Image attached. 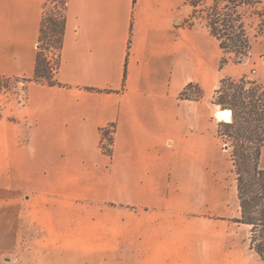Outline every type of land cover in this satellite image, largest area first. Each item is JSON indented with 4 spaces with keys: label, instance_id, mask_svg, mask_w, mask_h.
<instances>
[{
    "label": "crops",
    "instance_id": "1",
    "mask_svg": "<svg viewBox=\"0 0 264 264\" xmlns=\"http://www.w3.org/2000/svg\"><path fill=\"white\" fill-rule=\"evenodd\" d=\"M43 2L0 0V76L33 77ZM193 12L188 0H67L61 85L29 81L24 102L0 93V264H264L236 222L211 103L250 66L264 82V35L220 66L227 54ZM188 83L199 100L180 98Z\"/></svg>",
    "mask_w": 264,
    "mask_h": 264
},
{
    "label": "trees",
    "instance_id": "2",
    "mask_svg": "<svg viewBox=\"0 0 264 264\" xmlns=\"http://www.w3.org/2000/svg\"><path fill=\"white\" fill-rule=\"evenodd\" d=\"M193 7L198 1L188 0ZM226 11H219L214 4L205 15L206 25L218 41L220 48L230 57L224 56L220 66L231 61L240 63L248 56L251 39L246 32L242 13L238 7L251 4L252 0H227ZM261 2V1H260ZM51 3V7H48ZM67 0H44L39 35L36 47L35 69L32 78L0 76V93L9 91L12 83L21 82L25 98V86L29 81L46 85H61L55 78L60 64V53L66 24ZM264 20V4L258 13ZM48 52L53 54L50 59ZM125 77V71H124ZM193 90V91H192ZM201 88L188 83L180 93V98L199 100ZM211 103L221 109H229L231 120L218 124L220 138L229 140L233 171L236 175L238 200L241 217L236 222L251 226L249 248L264 261V168L260 158L264 147V82L249 80L245 76L238 79L224 77L214 91ZM112 135L108 129L101 130V149L112 152Z\"/></svg>",
    "mask_w": 264,
    "mask_h": 264
},
{
    "label": "rangeland",
    "instance_id": "3",
    "mask_svg": "<svg viewBox=\"0 0 264 264\" xmlns=\"http://www.w3.org/2000/svg\"><path fill=\"white\" fill-rule=\"evenodd\" d=\"M190 1H198V6L193 7L194 12L193 16L196 18H202L205 20V15L207 11L214 5H218L219 11H226L228 8L229 2L227 0H190ZM261 1V2H260ZM264 4V0H252L251 4H243L238 7V11L242 13L243 17V22L245 25V29L247 34L249 35L251 41L253 42L254 40H257L260 36L264 35V20L260 17L258 13L262 11V6ZM51 3H48V7H51ZM227 7V8H226ZM48 56L50 59L53 57V54L51 52H48ZM227 57H230L229 54H227ZM246 59V57L242 60V62ZM240 62V63H242ZM237 64V63H235ZM250 76V80H256L255 73H254V67L250 66L247 68V71L244 73L243 76ZM241 76V77H243ZM240 78V77H239ZM238 79V78H234ZM259 82V81H258ZM22 83L17 82V83H12V87L9 91L4 92L3 94L5 95L7 99L13 98L16 99L20 102L21 97H23V92H22ZM193 91V90H192ZM218 109H221L218 106ZM222 122V121H220ZM219 122V123H220ZM226 122V121H225ZM109 130V134L111 135V130ZM222 144L226 147V144H229V140H226L225 138H220ZM230 151V150H229ZM263 156H264V147L262 149ZM264 159V158H263ZM236 178V175H235Z\"/></svg>",
    "mask_w": 264,
    "mask_h": 264
},
{
    "label": "bare ground",
    "instance_id": "4",
    "mask_svg": "<svg viewBox=\"0 0 264 264\" xmlns=\"http://www.w3.org/2000/svg\"><path fill=\"white\" fill-rule=\"evenodd\" d=\"M215 115L219 120L222 121L228 122L231 120V113L229 109H219L216 111Z\"/></svg>",
    "mask_w": 264,
    "mask_h": 264
},
{
    "label": "built area",
    "instance_id": "5",
    "mask_svg": "<svg viewBox=\"0 0 264 264\" xmlns=\"http://www.w3.org/2000/svg\"><path fill=\"white\" fill-rule=\"evenodd\" d=\"M245 77H246L247 79H249V80L251 79V77L248 76V75H246ZM24 99H25V98H24V95H23V97H21V99H20V102H24ZM108 129H110L111 132H112V127H109Z\"/></svg>",
    "mask_w": 264,
    "mask_h": 264
}]
</instances>
